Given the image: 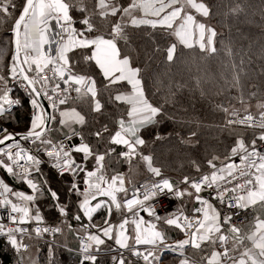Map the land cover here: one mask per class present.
<instances>
[{
  "label": "snow or ice",
  "instance_id": "obj_1",
  "mask_svg": "<svg viewBox=\"0 0 264 264\" xmlns=\"http://www.w3.org/2000/svg\"><path fill=\"white\" fill-rule=\"evenodd\" d=\"M159 4L160 0H130L123 6L119 0H95L90 9L87 0H23L22 4L16 0H0V28L7 29V45L11 47L7 65L5 49L0 48V120H15L13 109L22 106L17 90L28 98L31 109L27 131L13 133L0 125V168L30 190V193L14 191L0 178V209L5 210L4 216H0V237L14 251L16 264H36L32 249L39 252L41 241L48 247V264H55L57 247L73 253L66 243L61 245L56 240L58 235H64L65 229L79 241L78 250L73 253L79 257L78 264H101L100 257L110 253H116L111 255V264H132L129 257L143 264H160L165 252L177 258V264H264V218L256 216L253 223L237 224L233 216L239 213L230 211L233 207L241 211L264 209V102L256 104V114L247 106L242 109L243 115L240 110L218 106L228 115L225 128L252 129V138L248 143L243 136L236 139L224 160L216 155L207 159L210 171L204 172L199 180L190 175L175 180L164 177L161 167L154 165L153 155L140 151L146 144L141 130L174 117L167 113L164 104L150 101L142 69L132 66L129 55L122 56L117 41L129 39L126 21L133 28L145 25L171 28L183 14L184 22L176 31L180 44L186 48L198 47L209 54L217 52V32L213 27L185 13L179 0H163L162 8ZM189 4L200 16L211 15V9L202 0H189ZM153 5H157L156 9L143 15L151 14L156 20L134 15L137 10ZM73 7L81 13L80 28L75 26ZM96 15L106 23L109 18L118 17L111 22L108 38L104 34L90 35L98 31L92 19ZM78 49L91 50L83 60L94 62L100 70L107 82L104 91L110 93L108 102L129 106L126 118L122 115L116 121L115 130L105 124L95 131H84L88 123L86 116L75 106L61 108L80 101L92 113H102L104 109L95 78L74 70L75 62L70 54ZM175 50V43L166 50L168 62L175 58ZM49 71L53 75H48ZM124 82L130 91L114 87ZM231 87L242 88L238 73ZM173 96L169 86L165 103ZM237 99L246 105L243 92ZM64 129L67 131L62 132ZM53 132L61 133L63 139H54ZM176 136L179 143L189 145L194 143L192 138L197 136V131H191L187 138L179 133ZM88 137H94L95 144ZM167 138L159 133L155 136V140ZM21 141L27 142L28 147ZM117 146L125 150L117 153ZM76 154L82 159H77ZM137 157L149 174L143 183L137 185L131 175L126 181L124 173L109 176L106 158L109 164L123 161L133 173V161ZM234 157H239V163ZM45 164L55 169L59 177H68L61 181L60 190L49 184L42 168ZM193 166L200 172L199 164L193 161ZM62 192L64 200H61ZM72 197L77 198L75 213L71 216L77 222L76 227L69 221ZM44 198H50L49 208L59 214L60 223L56 226L48 224L38 203ZM164 200L180 201V205L167 214H158L155 203ZM188 201L198 205L192 207L191 215L185 212ZM213 201L222 206L223 215ZM102 209L107 214L102 223H95L93 217ZM114 211L121 217L118 223L112 222ZM160 225L178 229L185 238L168 243ZM45 236L49 239L45 240ZM107 241H113L115 246ZM188 248L203 254L195 259L186 255Z\"/></svg>",
  "mask_w": 264,
  "mask_h": 264
},
{
  "label": "trees",
  "instance_id": "obj_2",
  "mask_svg": "<svg viewBox=\"0 0 264 264\" xmlns=\"http://www.w3.org/2000/svg\"><path fill=\"white\" fill-rule=\"evenodd\" d=\"M202 2L211 9L207 21L217 32L215 54L201 52L198 47L186 48L177 44L163 28H152L147 25L138 28L128 26L125 29L128 41H117L122 56L129 55L132 66L142 69L146 96L154 104H164L167 113L174 117V120L165 119L162 124L148 126L140 132L146 141L140 151L153 155L154 165L161 167L164 177L173 180L182 179L184 175H194L197 171L193 161L200 165V170H203L207 167V159L213 155L224 160L240 136L244 137L246 143L250 142L253 131L241 126L225 128L228 115L218 106L240 110L241 114L243 106H248L250 112L254 111L255 113H252L256 114V104L264 102V0H202ZM16 3L22 4L23 0H16ZM87 3L91 9L95 0H87ZM71 14L77 20L75 26L80 28L78 21L81 13L78 8L73 7ZM92 19L98 31L90 35L104 34L108 38L111 22H115L116 17L109 18V23L102 22L98 15ZM7 37V29L0 28V48L5 49V65L11 57ZM173 43L176 44L175 58L168 62L166 50ZM84 55H89L88 50H78L70 54L75 62L74 70L78 74L95 78L98 98L104 104V109L102 113L95 114L83 102L76 101L70 104L86 116L88 123L84 126V131H95L105 124L110 130H114L115 121L124 116L127 106L108 102L110 93L104 91L105 82L100 76L99 69L93 62H85ZM237 73L242 86L239 89L231 87ZM176 85L182 87L177 88ZM169 86L172 87L174 96L169 103H165L164 98ZM114 87L124 91L123 88ZM241 92L246 105H242L237 99ZM252 93L256 95L253 96ZM17 95L22 99V106L13 109L15 120H0V123L13 133L27 131L31 115L28 98L18 92ZM78 130L82 129L78 127ZM193 130L197 131V136L192 138L193 144L179 143L176 133L187 138ZM157 133L168 138L155 140ZM169 133L172 135L169 136ZM52 136L54 139L63 137L57 132H53ZM88 140L95 144L94 137H88ZM120 150L121 148L117 146V153ZM137 162L139 157L133 161L134 164ZM126 166L125 163H121V167ZM5 180L11 182L15 179ZM52 210L53 208L48 209L50 221L59 216ZM100 212L102 211L96 214ZM47 239L49 237L45 236V240ZM56 240L61 245L66 243L73 253L76 251L77 239L66 229L64 235H58ZM39 249L36 253V263L48 264L47 244L41 241ZM73 253L64 247H57L54 253L55 264H78L79 257ZM163 260L168 264H176V258L169 254H164ZM110 261V254L100 257L101 264ZM0 264H16L15 253L3 237H0Z\"/></svg>",
  "mask_w": 264,
  "mask_h": 264
},
{
  "label": "crops",
  "instance_id": "obj_3",
  "mask_svg": "<svg viewBox=\"0 0 264 264\" xmlns=\"http://www.w3.org/2000/svg\"><path fill=\"white\" fill-rule=\"evenodd\" d=\"M169 2H172V0H169ZM180 4L184 7V12L185 13H191L192 15H194L196 17V20L198 22H201V23H204L206 25H210L207 21V17H203V16H200L198 13L195 12L194 9L191 8L190 4H189V0H179ZM119 3L123 6H127L129 3H130V0H119ZM163 0H160V4H159V7H163ZM157 5H153L152 8H148V9H140V10H137L134 15L137 16V17H142L143 19H146V20H156L157 17L156 16H153L151 14L147 15V16H144L143 13L145 11L151 13L152 11H154L156 9ZM116 20H118V17H116ZM184 22V15L181 14L180 15V18L179 19H176L175 23L173 24V26L171 28H163L165 32L169 33V35L172 37V39L177 43V44H180L177 36H176V31L178 29V27ZM128 23V26H131L130 25V22H127ZM211 26V25H210ZM212 27V26H211ZM182 45V44H180ZM79 50V49H78ZM77 50V51H78ZM90 52L91 50H88V54L90 55ZM94 63V62H93ZM95 64V63H94ZM98 68V67H97ZM100 72V70H99ZM100 76L102 78V80L105 82V84L107 83L103 76L101 75L100 73ZM117 87H120V88H123L124 91H130V86H128L126 84V82H124L122 85H118ZM115 94V93H113ZM70 106H74V105H63L61 108H65V107H70ZM127 106V109H128V105ZM78 110V109H77ZM79 111V110H78ZM95 114H98V113H95ZM58 116V114H57ZM125 118H126V113L124 114ZM59 119V117H58ZM120 118H118L116 121H118ZM116 121H115V129L117 127L116 125ZM59 127V125H58ZM78 130V127L80 126H75ZM114 129V130H115ZM67 130L64 129L62 130V132H66ZM61 134V133H60ZM121 150L120 151H123L125 149H123L122 147H120ZM77 156V159H82V156L80 154H76ZM121 163H124L123 161H120L119 163L113 161L111 164H109V161L108 159L106 158V161H105V164L108 165V174L109 176L111 174H114L115 172H119V173H124L125 176H126V181H127V178L128 176L131 175L132 179L136 182V184L140 183V182H143L147 179V176L149 175L147 172H146V169L144 167V164L142 161L139 160V162H137V164H134L135 165V170L133 173H130L129 172V165L126 164L127 166L126 167H121ZM44 172L47 174V178L49 180V184L54 188V189H57V190H60L61 188H63V184L61 183L62 180H65V179H68V177H61V178H57L49 169L45 168V167H42ZM0 178L4 179L5 178H13V177H10L6 174V172L0 168ZM10 180H5L6 183H8L12 188L13 190H23L25 192H29L30 193V190L27 189L26 185L23 184L22 182H17L16 180H12L11 182H9ZM65 199V196H64V193L62 192L61 193V200H64ZM77 198L76 197H72V202L70 203V214L71 216L75 213V207H74V201L76 200ZM41 209L43 210V213L46 217V220L47 221H50L49 219V216H50V213L48 212V209H49V205L51 203V200L50 198H44V199H41L40 201H38ZM95 203V202H93ZM193 206H198V205H194V202L192 201H188L186 204H185V212L189 215H191V209ZM253 210V209H252ZM55 213H57L55 211V209L53 208V210ZM102 212H100V214H95L94 217H93V221L95 223H102L103 222V218L106 216V211L105 210H101ZM141 215H145V218L146 219H150L149 217L146 216V214L144 213H141ZM252 218H250L247 222H245L243 225H247L249 223H253L254 222V218L256 216H260L261 218H264V209H259L257 207V209L253 212H252ZM69 216V217H71ZM59 218V216L57 217V219ZM55 219V218H54ZM55 219V220H57ZM121 219V217L115 213V211L113 212V216H112V222L114 223H118L119 220ZM86 221V220H84ZM74 227H76L75 224H73ZM160 227H162V229L166 232V235L168 237V243H175L176 241L178 240H181L184 237V234L182 232H180L178 229H169L168 226L166 225H160ZM67 230V229H66ZM242 230H246V229H243ZM129 231L131 232V226H129ZM74 235V234H73ZM74 238L75 235H74ZM77 239V238H76ZM74 242V241H73ZM72 242V243H73ZM76 243V247H77V241L75 242ZM75 243L73 244V246L75 245ZM108 244H112L113 246L114 245V242L113 241H107ZM143 247V246H142ZM71 248V247H70ZM32 251L36 252L35 248L32 249ZM113 254H116V253H113ZM164 254H169L171 255L170 253L168 252H165ZM203 253H200L198 252V250H193L191 248H188L186 249V255H190L192 256L193 258L195 259H199V256L202 255ZM173 256V255H171ZM174 257V256H173ZM177 264V258H176V262ZM160 264H168L165 260L162 259V261L160 262Z\"/></svg>",
  "mask_w": 264,
  "mask_h": 264
},
{
  "label": "built area",
  "instance_id": "obj_4",
  "mask_svg": "<svg viewBox=\"0 0 264 264\" xmlns=\"http://www.w3.org/2000/svg\"><path fill=\"white\" fill-rule=\"evenodd\" d=\"M48 75H53L52 72H48ZM63 87V85H62ZM18 93H21L22 95H24L22 92H20L19 90H17ZM73 96H75V93H72ZM26 97V96H25ZM244 113H242L241 115H243ZM0 125H2L0 123ZM8 129V128H7ZM9 132H12L8 129ZM259 130L257 131V134H258ZM59 139H63V137L59 138ZM74 141H75V138H74ZM21 143L25 146V147H28V144L27 142H24V141H21ZM259 143V142H258ZM12 151H15V149H12ZM230 152V151H229ZM228 152V153H229ZM42 159H46L45 157L42 156ZM235 162L239 163V157H234L232 158ZM225 162H229V161H225ZM217 166H220V162L217 163ZM42 167H45L47 169H49L57 178H61L58 176L57 172L55 169H52L48 164H45V165H42ZM210 171V169L208 168V166L203 169V170H200V172H196L194 175H192L191 177L199 180L200 176L204 173V172H208ZM7 174V173H6ZM8 175V174H7ZM9 176V175H8ZM144 182V181H143ZM143 182H140L138 183L137 185L143 183ZM242 182V181H240ZM229 187H231V185H229ZM204 195H207V193H204ZM155 203V202H154ZM214 205H216L218 207V209L221 210L222 212V215H223V209H222V206L219 205V202L218 201H213ZM180 205V201H174V202H169L167 200H164L160 203H155V207L157 209V212L158 214H167L169 211H172L174 210L175 207H178ZM232 213H239L238 215H234L233 216V220L234 222H236L237 224H244L245 222H247L250 218H252V212L253 210L252 209H248L247 211H241V210H237L235 207H233L231 210H230ZM5 214V210H2L0 209V216H4ZM187 214V213H186ZM189 215V214H188ZM69 221L72 223V224H75L76 226L77 225V222L75 221H72L71 220V217H69ZM5 223H8V221L5 219L4 221ZM48 224L52 225V226H56L57 224L60 223V218H58L57 220H54V221H47ZM84 223H86L87 221H83ZM12 226V225H10ZM30 227H33V226H28ZM90 231H93L95 232V229H91ZM78 247H79V241L77 239V249L78 250ZM133 262H136L137 264H143L142 261H137L135 257H129ZM107 264H111V261Z\"/></svg>",
  "mask_w": 264,
  "mask_h": 264
},
{
  "label": "rangeland",
  "instance_id": "obj_5",
  "mask_svg": "<svg viewBox=\"0 0 264 264\" xmlns=\"http://www.w3.org/2000/svg\"><path fill=\"white\" fill-rule=\"evenodd\" d=\"M243 107H245V106H243ZM247 107H248V106H247ZM248 110L250 111L249 108H248ZM251 112L255 113L254 111H251ZM247 130L253 131L252 129H247ZM257 131H258V130H256V132H257ZM25 242L27 243V242H29V241L26 240ZM33 253H34V255H35V259H36V253H37V252H34V251H33ZM110 255H113V253H110ZM36 264H37V263H36ZM132 264H135V263L132 262Z\"/></svg>",
  "mask_w": 264,
  "mask_h": 264
},
{
  "label": "water",
  "instance_id": "obj_6",
  "mask_svg": "<svg viewBox=\"0 0 264 264\" xmlns=\"http://www.w3.org/2000/svg\"><path fill=\"white\" fill-rule=\"evenodd\" d=\"M46 106H47V105H46ZM16 138H17V139H19V137H18V136H17ZM8 143H11V141H9ZM119 147H120V146H119Z\"/></svg>",
  "mask_w": 264,
  "mask_h": 264
}]
</instances>
